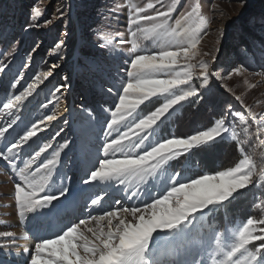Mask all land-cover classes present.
Listing matches in <instances>:
<instances>
[{
  "label": "snow or ice",
  "instance_id": "obj_1",
  "mask_svg": "<svg viewBox=\"0 0 264 264\" xmlns=\"http://www.w3.org/2000/svg\"><path fill=\"white\" fill-rule=\"evenodd\" d=\"M126 5L128 38L118 41L130 45L127 67L123 68L126 76L122 83L107 89L108 94L114 93V107L104 109L109 115L105 119L102 157L88 170L83 183L119 185L126 193H131L129 200L142 195L147 199L142 206L140 203L123 206L120 200H115V206L103 208L104 197L96 195L90 199V207L97 209L96 215L89 212L78 223L69 222L50 237L39 238L34 251L24 248L30 257L24 264H264V151L260 152L258 164L246 151V144L251 146L252 140L241 138L252 135L254 124L256 147L264 150V113L245 105L237 95L235 100L242 111L229 104L206 128L187 136L165 135L166 130L161 128L184 103L200 104L203 92L213 82H220V86L230 92L223 81L247 69L241 64L220 71L215 67L217 58L213 53L201 55L198 46L203 36L208 35L210 22L201 14L198 4L181 11L174 23L171 20L180 9L181 0H172L170 4L165 0H148L142 7L126 0ZM120 8L114 5L110 10L116 23H119L116 13ZM56 14L57 19L64 18L61 6L57 7ZM30 15L35 20L41 16V11L33 7ZM52 22L46 20L45 25ZM38 26L28 24L27 28ZM222 40L220 31L217 44ZM111 44L108 38L99 47L103 50ZM63 46V40L56 42L54 51L59 53ZM219 50L217 46L215 51ZM244 54L249 55L247 50ZM205 56L211 59H204ZM7 67L0 62V72ZM58 67L52 65L53 69ZM51 74L50 71L37 74L19 91L17 85L24 75L21 73L17 82L10 84L17 92L5 91L0 98V116L8 118L0 124V141H3L0 166L11 171L14 183L11 195L21 223L29 214L55 216L60 211L57 208L60 198L70 191L64 184V179L70 182V177L61 176V183L56 186L62 153L69 142L65 141L56 149L49 142L35 144L38 135L61 114L53 111L36 122L27 123V117L23 120L17 117L38 85ZM245 84L249 88L256 86L248 84L247 80ZM64 87L54 89L52 96L56 102ZM52 103L50 99L41 107L47 108ZM88 115L92 113L89 111ZM18 120L25 123L22 134L17 133L9 140V130L18 126ZM64 123L67 125L68 121ZM64 130L60 128L51 139L59 137ZM226 138L235 142L241 156L234 166L216 171L214 175L167 173L173 160L190 157L195 150L206 149ZM148 185L156 188V195L144 191ZM252 189L262 190L259 203L254 200L255 207L261 210L260 218L249 216L246 222L217 231L219 225L211 221L220 210L227 212L234 201L245 197ZM129 216L131 220L127 219ZM197 231L199 244L190 239ZM205 233L210 236L207 242ZM23 235L27 238L29 234L24 232ZM0 238L11 241L0 244V248L16 244V234L12 231H0ZM165 245H173L174 259L161 258V248Z\"/></svg>",
  "mask_w": 264,
  "mask_h": 264
},
{
  "label": "rangeland",
  "instance_id": "obj_2",
  "mask_svg": "<svg viewBox=\"0 0 264 264\" xmlns=\"http://www.w3.org/2000/svg\"><path fill=\"white\" fill-rule=\"evenodd\" d=\"M132 2L142 7L148 0H132ZM171 2L172 0H165L166 4ZM195 4L200 6L201 14L206 16L210 22L208 35L203 36L198 46L201 55L205 52L213 53L217 58L215 62L217 70L223 71L242 64L247 71H242L240 75L233 74L223 81L231 89L230 92L225 91L220 86V82H213L211 87L203 92L204 99L200 104L191 101L184 103L164 124L174 119L183 108L209 106L210 96L213 93L219 95L224 93L223 96L217 95L222 99L228 97L227 93L231 94L234 109L237 111H242L240 103L235 100V96L239 95L245 105L251 106L257 113H264V55H261L264 52V47H262L264 45V0H181V7L173 15L171 22H175L181 11H187ZM114 5L121 6L120 11L116 13L119 23H116L110 14ZM58 6L63 8V19L56 18ZM33 7H38L41 11V16L35 20L30 15ZM127 16L126 0H0V62L8 65L3 72H0V98L5 95V91L7 93L17 92L16 89L10 87V84L16 83L21 73L24 75L17 85L19 91L27 87V84L31 83L32 78L37 74L50 71L52 74L38 85L37 91L22 106L17 117L21 120L27 117L25 123L36 122L43 116L56 111L61 115L38 135L35 144L49 142L53 145V149H56L65 141L69 142V147L62 153L56 186L61 183V176L70 177V182L67 178L64 179V184L70 188V191L66 197L60 198V204L57 205L60 211L55 216L29 214L26 223L35 232L48 221L79 220L86 218L89 212L96 215L97 209L90 207V199L96 195L104 197L103 208H108L109 205L115 206L114 201L117 199H121L123 206L138 203L128 199L131 193H126L123 186L89 184L85 191L86 195H83V189L80 188L88 170L102 157L105 119L109 115L104 109L109 106L114 107V93L108 94L107 89L122 83L126 76L123 68L127 67L126 58L129 56L130 45L120 44L118 41L121 38H128ZM46 20L53 22L45 25ZM28 24L39 26L27 28ZM220 31L223 32V40L217 44ZM108 38H111L112 44L102 50L99 44ZM60 40L64 41V46L59 53H56L54 45ZM217 46L220 49L219 52L215 51ZM148 47L150 48L151 45L149 44ZM245 50L249 55L244 54ZM203 58L211 59L210 56ZM24 64H28L29 67L24 68ZM53 64L59 67L53 69ZM245 80L248 84L256 86L249 88ZM60 85H65V87L59 94V101L56 102L52 93ZM50 99L53 100L52 104H49L47 108L41 107ZM258 101L260 103H257ZM89 111L92 113L91 116L88 115ZM7 119V117L0 116V124ZM65 120L68 121L67 125L64 123ZM25 123H19L18 120V126H15L14 130H9L8 139H12L17 133L22 134ZM186 125L187 123L182 125L180 135H176L174 129L169 130V133L176 136H187L193 131L187 134L184 129ZM62 127L65 129L64 132L54 140L51 139ZM161 128L163 129V124ZM199 129L202 128L199 127ZM255 134L256 126L253 124L252 135L241 138L252 140L251 146L246 144V151L259 164L260 152L264 150L256 147ZM218 141L235 145L234 141L227 138ZM2 143L3 141H0V144ZM25 151H30V149ZM212 166L209 162L204 164L206 170H211ZM167 173L170 174L168 168ZM203 174H211V172L203 171ZM8 182H10L8 176L0 168V231H12L22 238L24 237L22 231L17 228L10 229L18 219L11 195L14 183L11 181V188H9ZM159 183L158 180L157 186ZM148 186L152 187L150 190L152 195H156V188L152 185ZM261 191L252 189L246 193L244 202L248 204V207L244 214L247 218L249 216L260 218L262 215L261 210L254 204V200L259 203ZM119 193L121 195L116 197L115 195ZM144 198L147 199L146 196ZM140 204L142 206V203ZM240 206L236 203L232 209L233 212L240 213ZM127 219L131 220L132 217L129 216ZM243 221L246 222V220ZM81 228L83 230V226ZM190 239H195L199 244V231L194 233ZM209 240L210 236L205 233L204 241ZM5 243L10 242L0 238V244ZM26 247L34 251L35 245L27 244ZM165 248L166 257L161 256V258L174 259L173 245H166ZM8 254L12 256V261L2 257L3 263L1 264H24L21 258L26 257V254L24 248H18L17 241L11 248H0V256Z\"/></svg>",
  "mask_w": 264,
  "mask_h": 264
},
{
  "label": "trees",
  "instance_id": "obj_3",
  "mask_svg": "<svg viewBox=\"0 0 264 264\" xmlns=\"http://www.w3.org/2000/svg\"><path fill=\"white\" fill-rule=\"evenodd\" d=\"M217 95L223 96L224 93H221V95L213 93V95L210 96L211 102L209 106L183 108L174 119L163 124V129L166 130L164 134L169 135L171 134L169 130L174 129V133L180 135L181 127L184 123H187V125L184 126L187 134L192 131V133H194L199 127L206 128L210 126L213 119L226 109L227 105L231 104L235 107L231 94L227 93L228 97L224 99L217 97ZM239 159L240 156L234 144L218 141L206 149L195 150L190 157H182L178 160H173L170 167H168V172L170 174L183 172L185 176L203 174V171H210L211 174H215L216 171L233 166ZM206 162L213 165L211 170L205 169L204 164ZM245 200V197H241L237 201H234L227 212L221 209L217 217L211 221L219 225L218 228L220 232H223L226 227L232 228L239 225L241 221L247 219L244 212L248 204L244 202ZM236 203L241 205L239 208L241 214L239 212H233L232 210Z\"/></svg>",
  "mask_w": 264,
  "mask_h": 264
}]
</instances>
